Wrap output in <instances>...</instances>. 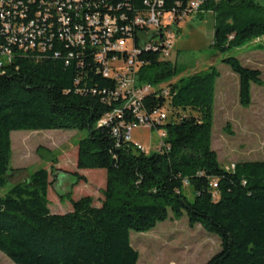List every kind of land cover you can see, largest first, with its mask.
<instances>
[{
  "label": "trees",
  "instance_id": "obj_1",
  "mask_svg": "<svg viewBox=\"0 0 264 264\" xmlns=\"http://www.w3.org/2000/svg\"><path fill=\"white\" fill-rule=\"evenodd\" d=\"M144 1L128 0V17L147 11ZM186 10L187 0H163L161 7L174 13L176 31ZM198 11L212 13L211 45L220 53L264 38V0H205ZM5 41L0 21V45ZM258 48L264 50V41ZM69 51L56 46L45 54L20 51L12 61H0V190L13 172L12 132L86 131L77 142L72 175L80 184L87 181L80 171H105L100 206L91 196L74 200L71 191L59 196L71 209L51 213L50 175L40 168L0 196V253L13 264H137L130 232L146 233L170 213L174 220L185 214L190 227L199 225L219 238L220 252L205 264H264V161L238 163L233 170L220 167L211 148L217 70L167 84V98L160 90L142 98L147 115L164 107L171 112L166 121L151 125L150 130L164 129L165 136L158 151L147 155L112 134L117 124L134 121L123 98L101 94L113 88L112 80L98 75L89 57L82 68L75 59L66 64ZM161 53L160 48H139L138 84L160 87L180 74ZM222 63L238 75L240 105L247 108L251 84L264 85L261 71L233 56ZM116 110L119 116L100 124ZM51 163L57 164L56 157ZM184 184L192 188L193 201L183 195Z\"/></svg>",
  "mask_w": 264,
  "mask_h": 264
},
{
  "label": "rangeland",
  "instance_id": "obj_2",
  "mask_svg": "<svg viewBox=\"0 0 264 264\" xmlns=\"http://www.w3.org/2000/svg\"><path fill=\"white\" fill-rule=\"evenodd\" d=\"M198 13L196 11L181 21L175 30L177 36L169 48L167 59L177 66L180 74L164 85L215 68L219 77L214 91L211 148L217 154L220 167L233 170L232 166L238 163L263 162L264 85L251 84V103L247 108L242 107L238 75L222 63V59L233 56L244 67L260 70L264 83V50L258 48L264 38L220 53L211 45L214 34L212 13ZM166 114L168 118L171 116L170 109L166 110ZM163 132L161 128L149 130L141 126L134 129L131 140L143 146L145 154H153L162 144L159 135ZM86 135V131L64 130L12 132L10 168L13 172L8 176L6 186L0 190V196L12 185L28 180L33 172L44 168L50 175L47 199L51 213H64L71 208L68 200L59 201V196L71 191L74 200L91 196L93 204L100 206L105 171H80L87 180L80 184L72 175L77 170V142ZM53 157H56L57 164L51 167ZM182 193L193 201L195 194L190 186L184 184ZM130 244L139 253L137 264H205L221 250L216 235L204 231L199 225L190 227L185 214L181 219L174 220L170 213L166 221L146 233L130 232ZM0 264L13 263L0 253Z\"/></svg>",
  "mask_w": 264,
  "mask_h": 264
},
{
  "label": "built area",
  "instance_id": "obj_3",
  "mask_svg": "<svg viewBox=\"0 0 264 264\" xmlns=\"http://www.w3.org/2000/svg\"><path fill=\"white\" fill-rule=\"evenodd\" d=\"M38 4L36 8L35 5ZM147 11L130 18L128 0H0V21L6 46L0 45V61H12L15 52L45 54L56 47H65L68 59H75L82 68L85 58H91L96 73L112 75L113 88L103 90L104 98H123L134 121L119 123L112 129L115 138L132 142L134 129L167 120L166 108L147 115L141 106L145 92L167 98L166 85L153 87L137 83V73L142 66L139 48L161 49L167 59L169 48L176 38L172 12H162L163 0H145ZM203 0H187V10L179 22L198 11ZM177 5L179 2L177 1ZM141 29L134 34L133 29ZM15 49V50H13ZM58 57V52L54 53ZM76 83H78L76 81ZM96 94L95 90H91ZM106 115L100 124L107 125L113 115ZM161 138L165 133L159 135ZM135 147L146 152L139 144ZM234 169V166H232ZM215 184L212 185L215 188Z\"/></svg>",
  "mask_w": 264,
  "mask_h": 264
},
{
  "label": "bare ground",
  "instance_id": "obj_4",
  "mask_svg": "<svg viewBox=\"0 0 264 264\" xmlns=\"http://www.w3.org/2000/svg\"><path fill=\"white\" fill-rule=\"evenodd\" d=\"M7 62H9V61H7ZM104 76L112 80V75H104ZM151 93H153V92H145V95H148Z\"/></svg>",
  "mask_w": 264,
  "mask_h": 264
},
{
  "label": "crops",
  "instance_id": "obj_5",
  "mask_svg": "<svg viewBox=\"0 0 264 264\" xmlns=\"http://www.w3.org/2000/svg\"><path fill=\"white\" fill-rule=\"evenodd\" d=\"M133 143H137V144H139L138 142H133ZM139 145H140V144H139ZM140 146H141V145H140ZM142 148H143V146H142ZM143 149H144V148H143ZM76 187H77V186H76ZM76 187H75V188H76ZM70 209H71V208L69 207V208L67 209V211H66V212H68ZM59 211H61V212L63 211V212H64V210H63V209H60ZM64 213H65V212H64Z\"/></svg>",
  "mask_w": 264,
  "mask_h": 264
}]
</instances>
